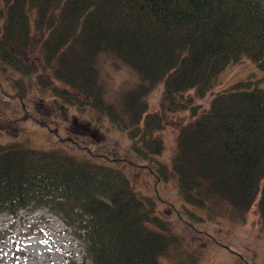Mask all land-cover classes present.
<instances>
[{
	"label": "trees",
	"instance_id": "trees-1",
	"mask_svg": "<svg viewBox=\"0 0 264 264\" xmlns=\"http://www.w3.org/2000/svg\"><path fill=\"white\" fill-rule=\"evenodd\" d=\"M32 43L42 58L24 55ZM106 53L138 79L123 94L122 109L98 85L94 64ZM245 58L254 70L214 93L209 108L200 111L184 96H203L227 66ZM39 59L62 83L51 89L56 97L88 104L128 131L136 156L158 181L175 176L184 202L209 207L218 196L239 210L256 203L264 230V0H0V62L21 76L15 85L23 109L22 79ZM158 85L171 107L184 98L191 107L171 172L153 158L163 150L156 132L164 116L145 114V96ZM25 208L58 215L90 264H159L178 242L154 200L136 194L120 168L0 142V213L16 216Z\"/></svg>",
	"mask_w": 264,
	"mask_h": 264
},
{
	"label": "rangeland",
	"instance_id": "rangeland-1",
	"mask_svg": "<svg viewBox=\"0 0 264 264\" xmlns=\"http://www.w3.org/2000/svg\"><path fill=\"white\" fill-rule=\"evenodd\" d=\"M34 31L33 36L41 39L42 33ZM32 44L24 55L37 60L35 57L40 54L42 58L41 47ZM38 64L32 75L22 79L27 90L23 101L26 109H23L15 85V79L21 76L0 62L1 143L21 142L120 168L136 194L154 200L157 215L169 222L171 232L178 238L159 257V264H264V230L256 203L239 210L218 196L209 199V207L184 202L176 177L169 175L167 181H158L149 170L148 162L133 152L128 131L112 124L107 116L88 104H70L56 97L51 89L62 83L51 70L42 67L40 59ZM94 66L104 97L122 109V96L137 84L136 74L107 53L99 56ZM251 70L254 64L245 58L227 66L203 96L196 90L184 96H192L191 103L203 111L209 108L214 93ZM39 76L47 77H43L48 82L46 87ZM162 89L158 85L148 91L145 114L158 112L164 116L162 128L156 132L163 141V150L153 158L166 164L171 172L180 132L191 119V107L184 104L185 98L180 106L171 107ZM41 120L46 125L36 122ZM69 261L90 264L82 242L58 215L47 208L21 209L16 216L0 213V264H70Z\"/></svg>",
	"mask_w": 264,
	"mask_h": 264
},
{
	"label": "bare ground",
	"instance_id": "bare-ground-1",
	"mask_svg": "<svg viewBox=\"0 0 264 264\" xmlns=\"http://www.w3.org/2000/svg\"><path fill=\"white\" fill-rule=\"evenodd\" d=\"M66 225V224H65Z\"/></svg>",
	"mask_w": 264,
	"mask_h": 264
}]
</instances>
